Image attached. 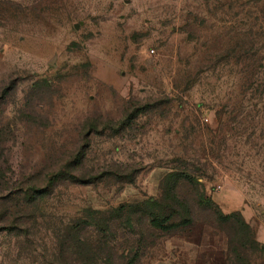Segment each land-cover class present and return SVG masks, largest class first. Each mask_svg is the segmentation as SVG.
I'll list each match as a JSON object with an SVG mask.
<instances>
[{
	"label": "rangeland",
	"instance_id": "1",
	"mask_svg": "<svg viewBox=\"0 0 264 264\" xmlns=\"http://www.w3.org/2000/svg\"><path fill=\"white\" fill-rule=\"evenodd\" d=\"M0 264H264V0H0Z\"/></svg>",
	"mask_w": 264,
	"mask_h": 264
},
{
	"label": "trees",
	"instance_id": "2",
	"mask_svg": "<svg viewBox=\"0 0 264 264\" xmlns=\"http://www.w3.org/2000/svg\"><path fill=\"white\" fill-rule=\"evenodd\" d=\"M176 175H179V174H176ZM182 175V174H180ZM186 176V175H184ZM233 214H230V215H226L224 216L225 218L227 219H232L233 217ZM152 223L156 226H159V227H162V228H165V229H169L170 227H174L175 224H170V225H164V223L161 221V219H159L156 215H153V218H152Z\"/></svg>",
	"mask_w": 264,
	"mask_h": 264
}]
</instances>
